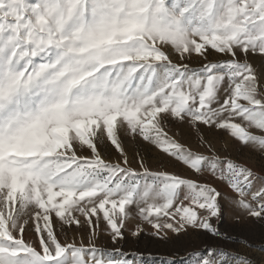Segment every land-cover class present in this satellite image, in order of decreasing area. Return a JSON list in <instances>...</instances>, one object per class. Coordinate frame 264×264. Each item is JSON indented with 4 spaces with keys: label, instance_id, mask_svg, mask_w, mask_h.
I'll return each instance as SVG.
<instances>
[{
    "label": "snow or ice",
    "instance_id": "obj_1",
    "mask_svg": "<svg viewBox=\"0 0 264 264\" xmlns=\"http://www.w3.org/2000/svg\"><path fill=\"white\" fill-rule=\"evenodd\" d=\"M256 59L264 0H0V264H144L97 247L101 221L114 244L130 221L134 237L227 239L212 222L222 200L264 224V175L204 134L264 159ZM183 128L207 154L179 142ZM140 144L187 174L153 170L138 150L133 167L128 146ZM73 226L87 245L68 241ZM189 257L257 264L223 247Z\"/></svg>",
    "mask_w": 264,
    "mask_h": 264
},
{
    "label": "rangeland",
    "instance_id": "obj_2",
    "mask_svg": "<svg viewBox=\"0 0 264 264\" xmlns=\"http://www.w3.org/2000/svg\"><path fill=\"white\" fill-rule=\"evenodd\" d=\"M222 59V57L212 55L209 56V60L216 61ZM257 71L264 74V64L256 59L251 61ZM192 67H199V64L194 60L191 63ZM175 131V129L173 130ZM182 135L178 137L179 142L191 146L194 150L204 152L205 149L198 146L196 137L189 129H180ZM172 133H170L171 135ZM204 134L208 140H210L215 149L216 155L221 158H229L233 161L244 164L259 174L264 175V159H261L258 153L246 149L240 148L234 142L230 141L226 136L220 133L208 132L204 130ZM129 158L132 160V166L137 167V163L133 158L135 151H139L144 157L146 165L153 169L163 168L168 171L181 172L187 174V172L180 166L175 165L165 156L157 153L156 150L150 146L129 145ZM103 151V149H102ZM117 154L114 153L112 158L115 159ZM222 192L227 193V190L220 185ZM231 195V193H227ZM224 204V212L219 221L213 220V224L218 230L225 234L227 239H219L213 237L207 232L197 231L189 229L187 234H180L179 236L169 234L167 240L159 239L155 236L148 234L147 227L145 231L138 236H132L131 229L135 227V221H130L128 225L122 230L123 239L118 240L115 244L111 238L104 232V225L101 221L100 228L97 230V238L94 243L97 247L105 249L119 248L124 253H128V259H135L132 254H140V259L144 264H184L189 259V253L194 251H203L206 248L223 247L232 254H238L253 259L257 264L264 261V253L258 252L256 249L264 247V224L256 222L254 219L240 214L234 209H230L227 204L222 200ZM59 234V233H58ZM60 239L63 242L65 237L62 234ZM75 236L77 243L80 242L81 236L85 245L88 244V229L87 227L77 230L75 226L68 232L67 239L70 242ZM247 240L253 247L249 248L241 241Z\"/></svg>",
    "mask_w": 264,
    "mask_h": 264
}]
</instances>
